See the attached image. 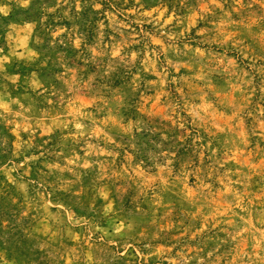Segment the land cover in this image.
Returning a JSON list of instances; mask_svg holds the SVG:
<instances>
[{"label": "rangeland", "instance_id": "obj_1", "mask_svg": "<svg viewBox=\"0 0 264 264\" xmlns=\"http://www.w3.org/2000/svg\"><path fill=\"white\" fill-rule=\"evenodd\" d=\"M0 264H264V0H0Z\"/></svg>", "mask_w": 264, "mask_h": 264}, {"label": "trees", "instance_id": "obj_2", "mask_svg": "<svg viewBox=\"0 0 264 264\" xmlns=\"http://www.w3.org/2000/svg\"><path fill=\"white\" fill-rule=\"evenodd\" d=\"M152 141H158L156 135L153 132H142L139 136V143L140 144H145V145H149V146H154L153 144H151ZM141 152L144 156H147L146 153V149H144L143 147L141 148Z\"/></svg>", "mask_w": 264, "mask_h": 264}]
</instances>
